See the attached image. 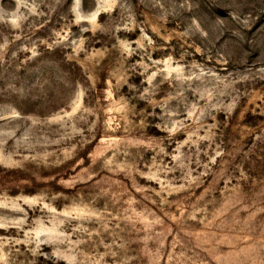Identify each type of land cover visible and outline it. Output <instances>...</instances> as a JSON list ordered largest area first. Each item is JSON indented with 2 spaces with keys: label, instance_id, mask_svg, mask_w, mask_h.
Instances as JSON below:
<instances>
[{
  "label": "rangeland",
  "instance_id": "rangeland-1",
  "mask_svg": "<svg viewBox=\"0 0 264 264\" xmlns=\"http://www.w3.org/2000/svg\"><path fill=\"white\" fill-rule=\"evenodd\" d=\"M0 16V264H264V0Z\"/></svg>",
  "mask_w": 264,
  "mask_h": 264
},
{
  "label": "clouds",
  "instance_id": "clouds-1",
  "mask_svg": "<svg viewBox=\"0 0 264 264\" xmlns=\"http://www.w3.org/2000/svg\"><path fill=\"white\" fill-rule=\"evenodd\" d=\"M76 2L78 4H80L82 2V0H76ZM83 18L84 17H81V19H83ZM3 19H4V17L3 16H0V21H2ZM193 23L196 24L195 21H193ZM196 28L200 32V34L202 36L207 37L208 33L205 32V31H203V29L200 28L199 24H196ZM34 48H35V46H33V49H27L28 51H31V56L29 57V59H32V58H34V57H36V56L39 55V53L37 51H35Z\"/></svg>",
  "mask_w": 264,
  "mask_h": 264
}]
</instances>
